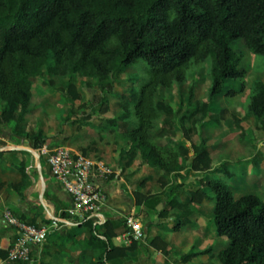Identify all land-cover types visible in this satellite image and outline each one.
<instances>
[{"label":"trees","instance_id":"obj_1","mask_svg":"<svg viewBox=\"0 0 264 264\" xmlns=\"http://www.w3.org/2000/svg\"><path fill=\"white\" fill-rule=\"evenodd\" d=\"M238 39L252 53L264 55V0H0V101L5 103L0 129L13 123L15 133L22 137L24 127L35 124L32 129L37 133L26 134L39 149L48 138L32 114L40 106L34 92L45 75L47 88L72 92L75 88L69 81L74 77L107 81L134 66L140 79L130 95L132 105L108 118L101 128L128 145L129 161L141 155L143 163L161 171L163 187L185 169L209 172L212 158L207 140L201 136L197 142L191 135L198 115L217 121L213 112L221 94L235 96L245 89L247 69L233 48ZM207 63L211 84L206 97L196 101L190 115L183 116L184 123H191L184 131L185 141L177 137L174 107L166 98H159V93L184 85L193 70ZM227 80H240L242 88L226 89ZM200 84L191 81L189 101L194 100ZM46 93L38 90L40 96L46 97ZM108 103L107 96L95 95L92 104ZM247 110L264 124L263 79L253 82ZM157 128L169 139L164 145L154 140ZM253 162L251 170L259 174V159ZM232 167L230 161L224 162L222 177L201 180L200 188L189 191L187 202L182 200V184L173 183L167 207L159 211V217H167L169 210L182 211L180 225L175 226L178 229L193 215L191 204L207 197L203 187L207 186L215 195L217 233L229 240L218 254L221 264H264V201L255 194L235 197L230 183L236 174ZM19 171L21 181L9 187L25 201L30 177L25 162ZM118 225L114 220L97 224L94 217L82 221L90 230L84 248L102 250L100 257L87 264H109L118 256L127 257L136 246L138 241L121 248L113 244ZM152 244L164 252L169 250L159 237ZM210 252L208 248L186 254L182 261ZM7 256L8 250H0V258Z\"/></svg>","mask_w":264,"mask_h":264},{"label":"crops","instance_id":"obj_2","mask_svg":"<svg viewBox=\"0 0 264 264\" xmlns=\"http://www.w3.org/2000/svg\"><path fill=\"white\" fill-rule=\"evenodd\" d=\"M249 70L246 76L247 84L245 86V88L247 87L245 92L248 96L253 82L257 79H262L259 77L249 82L247 79L251 76ZM225 86L227 85L225 84ZM0 102L5 106L4 102ZM229 109L230 113L239 119L249 118L256 122L261 121L248 110H232L230 107ZM211 121L210 118L205 120L203 137L206 138L208 147L211 150L212 169L209 172H199V175H192L188 169L183 170L181 176L178 177L179 180H177L179 184L183 185V193L184 191H194L200 188L201 180L205 181L207 179H218L222 177L221 166L227 160L220 157L224 152L223 145H214L209 140L207 135L208 127L206 125ZM94 124L96 128L93 127ZM241 124L243 127L245 126L244 122ZM104 125L103 122L95 121L92 124L86 125V127L89 129L92 128L94 131H99L101 133L99 137L104 139L105 133H111L109 130L101 128ZM112 134L114 139L112 145H63L72 148L76 152L83 153L89 147H94L96 151L93 156H90L95 159L104 160L113 169V174L106 183L108 200L100 213L106 220L119 221V225L115 228V236L112 239L116 247L121 248L123 246L119 244L116 236L125 229V219L127 220L129 216L134 215L143 222L146 239L144 241H138L136 246L128 251L127 257L118 256L113 258L109 264H221L218 259V254L225 247V243L221 239L217 241V228L215 231L211 227L213 224L206 223V217L204 216L206 212V209H204L205 206L210 207L211 212H213L212 221L215 225L214 193L211 190L209 192L204 190L207 193V197L199 204H191L194 209L193 215L184 224H181L178 229L175 226L178 225L179 218L182 217V211L169 210L166 219L172 221V230L165 231L163 234L159 233L155 224L161 220L159 211L167 207V196L171 188L166 189V187L161 185L159 180L161 171L143 163L141 155H138L134 161H129L128 145H125L124 142L116 141L114 133ZM57 146L62 145H42L39 149H35L32 145V148L16 145L13 153L19 156L18 159L21 162L8 157V154H12L10 152L11 150L4 152V149L0 148V151L3 152L0 155V250L7 251L19 237V230L15 226H8L3 222V215L6 211H11L19 221L27 224L35 222L39 225L38 227L49 223L50 217L55 219L67 218L66 221L60 222L58 228L50 231L44 243L35 247L33 260L30 264H87L90 260L95 261L100 257L102 250L84 248V239L90 236V230L82 226L81 221L69 218L65 212L71 203V196L51 174L50 167L47 163V156L50 154L49 151L55 150ZM30 149L38 151L41 156L42 172L46 182L45 190L43 189L40 171L37 167V156ZM216 151L219 152L218 157L213 154ZM31 156L35 157L34 161ZM22 162L26 163L27 171L30 175L25 191V201H22L19 194L9 187L11 184H17L21 181L22 177L19 167ZM139 166H142V170H138L140 168ZM251 168H248V171H252ZM145 170H149L153 174L156 173L157 176L144 175ZM34 171L37 173V177L34 176ZM158 171L160 175H158ZM155 183H158V186ZM38 184L40 185V189L38 188ZM182 200L184 202L188 201L184 194H182ZM160 205H162V209H158ZM153 211H156V214H153ZM14 212L20 214L23 221ZM175 213L177 214L176 219L172 217V214ZM192 218L196 219L197 227L187 226L189 220ZM95 221L97 224H102L97 216H95ZM101 231H104V229L102 228ZM156 237L168 243V253L153 246L152 240ZM195 247L197 248L196 250H194ZM186 248L192 249V253L201 252L208 248L211 249V252L198 255V257L196 256L188 262L182 261V257L186 254H180V261H178L177 255L179 251ZM174 250L178 252L173 254Z\"/></svg>","mask_w":264,"mask_h":264},{"label":"rangeland","instance_id":"obj_3","mask_svg":"<svg viewBox=\"0 0 264 264\" xmlns=\"http://www.w3.org/2000/svg\"><path fill=\"white\" fill-rule=\"evenodd\" d=\"M233 48L240 56H242V67L247 69V73L248 69H250L249 71L251 72V76L247 78L248 81L252 82L254 79L259 77L264 80V55L252 53L242 39L235 40L233 42ZM46 78L47 77L45 75L42 78L41 83H39V88H37L34 92L36 99L38 98L40 100V106L35 109L32 114L37 119V125H40L44 134L48 138L45 145H62L57 146L55 150L63 147V145H112L114 140L112 133H105V138L101 139L99 137V134H101L99 131H94L92 128L89 129L85 124H92L95 121L105 123L108 118L116 117L124 110L130 108L132 105L130 95L132 91L136 89L140 79L138 68L134 66L130 67L121 75L111 76L107 81L74 77L69 81L72 87L75 88L72 92L64 91L62 88H47L43 84V80ZM193 80L200 81L201 84L196 90L194 100L189 101V85ZM210 84L211 79L209 76V63H207L198 66L195 70H193L190 74L189 81L184 85L174 86L171 89L160 90L159 98H166L176 111L175 121L178 131L177 137L179 139L186 141V138H184V131L191 126V123H184L183 116L190 115L195 108L196 101L202 100L206 97ZM225 84L227 85L226 89L236 88L237 90H240L242 88L240 80H227ZM39 89L45 90L47 92V96H40L38 94ZM246 89L247 87L245 90H240L235 96H228L224 92L218 97L214 106L215 110L213 112L214 114H217V122L211 121L206 125L208 127L207 135L210 142L214 143V145H223L222 148L224 152L220 157L230 161L233 165L232 168L236 174L230 183L232 184L231 190L235 197L239 198L246 194H255L264 201V124L261 121L256 122L249 118L239 119L236 116H233L229 111V107L232 110H247L249 96L245 92ZM95 95L107 96L109 98L108 105L103 104L94 106L92 103ZM3 107V104L0 102V111H2ZM219 109H226V111L219 113ZM197 117L198 121L196 129L192 133L191 137L199 142L200 137L204 134L203 129L205 127V120H203V118H199L200 115ZM242 122H244V127L241 124ZM34 125L27 124L24 127L25 133L22 137L17 136L15 133V126L13 123L6 124L0 129V148H3L4 152H6V150H11L10 152L12 154H8V157L21 162V160L18 159L19 156L13 152L16 145L31 147V143L26 132H30V136L35 135L37 131H33L32 127ZM95 126L96 125L94 124L93 127L96 128ZM153 137L160 145H164L167 141H169L165 135L159 133V128L153 131ZM190 145L191 144L188 143V146ZM95 151L96 149L94 147H89L85 153L93 156ZM49 152L52 153L54 150H50ZM213 154L218 157L217 155L219 152L216 151ZM191 155H193V153ZM31 158H33L34 161L35 157L31 156ZM257 159H259L260 162L259 174H255L253 171H248V168H251L254 165L252 161ZM43 163L46 166L44 160ZM237 163L243 164L245 168H236L235 165ZM139 167L140 168L138 170H142V166ZM148 171L149 170H145L144 175L147 174L152 177L157 176L155 172V174H153ZM190 173L192 175L200 174L195 170H190ZM158 175H160V172ZM34 176L37 177V173L35 171ZM177 180H179L178 177L169 179V184L166 186V189L171 188L173 183L177 182ZM158 183H155L156 186H158ZM203 187L205 191L209 192V187ZM38 188L40 189V185ZM189 191H184L183 193L187 200H189ZM207 207L208 206H205L204 208L206 209L204 214L206 217L205 221L206 223L209 222L213 224L211 227H213L216 231V226L212 221L213 212H211L210 207ZM14 213L17 217L21 218L20 214H17L16 212ZM153 214H156V211H153ZM176 216V213L172 214L174 219L177 218ZM196 223V219L192 218L189 220L187 226L197 227ZM29 224L34 227L39 226L35 222ZM49 224L50 222L46 225ZM155 226L158 228L159 233L163 234L165 231L167 232L168 230H172V221H169L166 217H164L161 218L160 222L155 224ZM216 239L217 241L221 239L222 242L225 243V246L229 242L227 237L219 236L218 234ZM196 249L197 248L195 247L194 250ZM181 250L182 251H179V254L177 255L178 261H180V254L192 253V249L190 248ZM177 252V250H174L173 254H176Z\"/></svg>","mask_w":264,"mask_h":264},{"label":"built area","instance_id":"obj_4","mask_svg":"<svg viewBox=\"0 0 264 264\" xmlns=\"http://www.w3.org/2000/svg\"><path fill=\"white\" fill-rule=\"evenodd\" d=\"M51 174L71 196V203L65 210L69 218L84 221L95 216L104 223L105 217L100 213L108 200L106 183L110 180L113 169L104 160H99L83 152H76L63 146L47 156ZM50 224L41 227L23 223L11 211L3 215V222L19 230L17 241L8 249V256L0 258V264H30L36 246L47 239L50 231L59 227L67 218L50 217ZM119 244L130 246L135 241H144L146 233L140 218L131 215L126 220L125 229L116 236Z\"/></svg>","mask_w":264,"mask_h":264},{"label":"water","instance_id":"obj_5","mask_svg":"<svg viewBox=\"0 0 264 264\" xmlns=\"http://www.w3.org/2000/svg\"><path fill=\"white\" fill-rule=\"evenodd\" d=\"M31 152H33L36 156H37V167L40 171V178H41V182H42V185H43V189L45 190V187H46V182H45V179H44V175H43V172H42V163H41V156L40 154L33 150V149H30ZM158 209H162V205L159 206Z\"/></svg>","mask_w":264,"mask_h":264}]
</instances>
